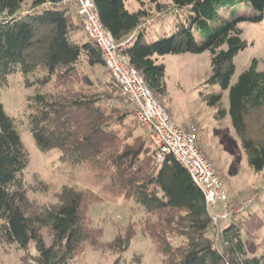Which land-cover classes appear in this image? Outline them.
Instances as JSON below:
<instances>
[{"label":"trees","instance_id":"trees-1","mask_svg":"<svg viewBox=\"0 0 264 264\" xmlns=\"http://www.w3.org/2000/svg\"><path fill=\"white\" fill-rule=\"evenodd\" d=\"M60 1L0 0V77L20 72L28 83L36 68L47 75L46 80L34 82L37 90L26 101V120L36 147L40 151L57 149L62 164L84 166L95 172V182L108 180L103 187L106 195L137 201L149 214L142 229L161 256V264H259L257 258H243L246 252L239 227L258 228L264 223V196L262 216L238 214L239 226L232 223L215 239L203 195L187 171L171 156L157 165L144 134H133L136 128L127 121L128 114L100 104L103 93L70 88L74 82L92 86L84 70L104 65L91 40H72L75 27L71 10L59 5ZM91 1L100 24L115 41L150 17L142 9L128 11L124 0ZM170 1L188 11L186 24L181 23L171 36L158 41L144 42L141 34L121 53L141 74L152 95L161 98L165 95V67L158 57L208 52L211 75L206 83L228 90L232 127L248 154L252 172L264 176V142L254 145L244 137L246 115L264 106V71H257V62L252 60L230 85L232 59L244 46L238 25L246 20L263 21L264 0ZM244 1L252 17L238 15ZM222 8L230 11L232 18H222ZM194 27L201 43L192 34ZM53 76L61 84L54 93L44 95L39 87ZM220 98L212 96L208 104L216 105ZM46 135L54 140L53 145L47 144ZM28 164L14 120L0 104V242L16 245L23 252V264H72L87 248L99 251L110 246L116 250L135 236V228L127 226L122 236H115L106 245L100 241L103 229L93 226L88 213L102 200L91 188L71 193L52 209L37 205L29 198V192L37 189L22 179ZM175 238L182 242L172 245ZM30 247L35 251L33 257L28 256Z\"/></svg>","mask_w":264,"mask_h":264},{"label":"rangeland","instance_id":"rangeland-1","mask_svg":"<svg viewBox=\"0 0 264 264\" xmlns=\"http://www.w3.org/2000/svg\"><path fill=\"white\" fill-rule=\"evenodd\" d=\"M124 1L128 11L142 9L146 15L156 18V23L144 34L146 42L171 36L181 23L186 24L188 20V11L175 7L170 0ZM240 4L242 7L238 15L245 18L252 17L253 13L249 5L245 1ZM26 9L27 6L24 11ZM219 15L224 19L232 18L230 11L227 12L224 8ZM69 16L75 27L71 38L77 43H82L86 40V36L79 21L74 12L69 11ZM238 27L242 32L241 39L244 46L232 59L234 74L230 85L236 82L252 60L257 62V71H264V18L258 23L243 21ZM192 34L197 43L202 42L197 27L192 29ZM209 58L208 52L158 57V62L165 67V95L156 99L177 125L195 127L199 148L221 175L225 202L229 209L238 210L248 201H252L248 209L241 214L247 216L249 212L262 216L260 204L264 196V176L252 172L248 164V154L243 150L241 139L232 127L228 115V90H221L218 85L206 83L211 75ZM84 73L92 81V86L83 87L79 82H74L70 88L72 90L83 88L84 92L88 93H103L100 104L109 109L121 108L128 114L129 124L136 128L133 134H142L130 113L131 108L120 100L118 88L110 82L105 68H86ZM46 79V73L39 68L28 77V83L20 72L0 77V104L5 114L14 120L29 157V164L23 172L22 179L26 185L37 189L36 192H29V198L39 206L52 209L66 201L71 193L91 188V191L102 200L93 205L88 213L93 226L103 229L101 242L106 245L115 236H122L127 226L135 228V236L116 250L111 249L110 246L99 251L87 248L72 264H113L114 262L161 264V256L154 250L153 244L142 229L143 222L149 218V214L137 201L132 199L126 201L106 195L103 187L108 180L95 182V172L87 171L84 166L71 167L62 164L57 149L46 147L45 151H40L36 147L26 120V101L37 90L34 82L40 83ZM60 84L61 81L53 76L48 78L44 86L39 87V91L44 95L54 93ZM215 95H220V101L210 106L208 101ZM244 125V137L247 141L254 145L264 142V106L249 111L244 119ZM46 141L48 145L54 144V140L48 135ZM222 204V201L215 204L214 214L221 213ZM238 214L230 216L235 219L236 225H238L236 220L240 216ZM224 223L227 222L224 221L222 224ZM239 235L244 242L246 252L243 258H257L259 264H264V223L258 228L253 225H243L239 227ZM208 236L210 237L211 234L208 233ZM181 240V238L172 239L171 244L179 245ZM28 253L29 257L35 256L33 247H30ZM22 256L23 252L17 249L16 245L10 246L0 242V264H23Z\"/></svg>","mask_w":264,"mask_h":264},{"label":"built area","instance_id":"built-area-1","mask_svg":"<svg viewBox=\"0 0 264 264\" xmlns=\"http://www.w3.org/2000/svg\"><path fill=\"white\" fill-rule=\"evenodd\" d=\"M59 5L74 12L83 33L98 48L110 82L118 88L120 100L131 108L135 123L154 151L155 163L159 165L167 156H171L187 171L203 195L210 216L211 233L217 239L223 230L235 222L230 216L244 212L252 201L238 210L229 209L221 175L200 150L195 127L177 125L147 88L141 74L121 53L123 48L154 25L156 18H146L125 38L115 41L100 24L91 0H61ZM221 201V213L214 214L215 204ZM224 221L227 223L222 224Z\"/></svg>","mask_w":264,"mask_h":264},{"label":"crops","instance_id":"crops-1","mask_svg":"<svg viewBox=\"0 0 264 264\" xmlns=\"http://www.w3.org/2000/svg\"><path fill=\"white\" fill-rule=\"evenodd\" d=\"M124 4H125V1H124ZM125 7H126V4H125ZM137 9H134V10H132V11H130V12H134V11H136ZM147 30V29H146ZM146 32V31H145ZM145 34V33H144ZM144 34L142 35V38H143V41L144 42H146L145 40H144Z\"/></svg>","mask_w":264,"mask_h":264}]
</instances>
